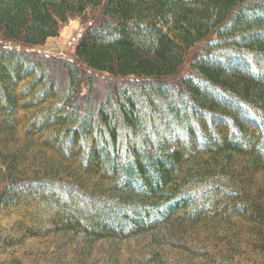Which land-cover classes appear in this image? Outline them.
Instances as JSON below:
<instances>
[{
  "label": "trees",
  "instance_id": "obj_1",
  "mask_svg": "<svg viewBox=\"0 0 264 264\" xmlns=\"http://www.w3.org/2000/svg\"><path fill=\"white\" fill-rule=\"evenodd\" d=\"M91 10L76 61L135 84L0 46V264H264V0H0V40Z\"/></svg>",
  "mask_w": 264,
  "mask_h": 264
},
{
  "label": "rangeland",
  "instance_id": "obj_2",
  "mask_svg": "<svg viewBox=\"0 0 264 264\" xmlns=\"http://www.w3.org/2000/svg\"><path fill=\"white\" fill-rule=\"evenodd\" d=\"M95 16H98L97 11H89L84 16H71L65 24L60 25L58 29L57 36L46 40L42 45L26 48L20 45L15 46V44L7 42L4 44L0 40V46L8 48H16V50H26L34 51L45 55L51 62L55 63L53 68V73L61 78L64 77L61 68L59 67L62 62H75L80 69V80H82L81 87L79 88L80 98H91L100 99L109 93L110 89L115 87L113 85L129 86L128 82L135 84L132 79H114L105 74L92 72L88 70L83 64L78 63L74 57V46L81 36L84 28L94 21ZM206 42L201 41L195 46L190 48L184 57L182 66L179 68L178 73L169 79L171 84L177 82L181 77L185 76L191 71L190 62L193 57L203 52V47ZM131 86L133 87V85ZM137 90V89H135Z\"/></svg>",
  "mask_w": 264,
  "mask_h": 264
}]
</instances>
